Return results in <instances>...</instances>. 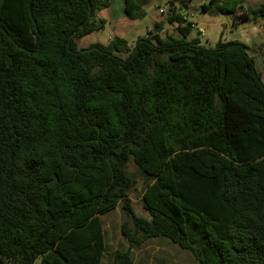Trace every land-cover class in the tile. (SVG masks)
Wrapping results in <instances>:
<instances>
[{
    "label": "trees",
    "instance_id": "trees-1",
    "mask_svg": "<svg viewBox=\"0 0 264 264\" xmlns=\"http://www.w3.org/2000/svg\"><path fill=\"white\" fill-rule=\"evenodd\" d=\"M245 2L203 10L264 21V0ZM108 4L0 0V264H103L101 216L118 207L129 248L113 264L159 237L199 264H264V82L249 47L188 40L195 24L171 3L180 38L156 23L133 46L79 49ZM140 8L126 0L129 19ZM131 161L149 218L129 198Z\"/></svg>",
    "mask_w": 264,
    "mask_h": 264
},
{
    "label": "rangeland",
    "instance_id": "rangeland-1",
    "mask_svg": "<svg viewBox=\"0 0 264 264\" xmlns=\"http://www.w3.org/2000/svg\"><path fill=\"white\" fill-rule=\"evenodd\" d=\"M152 1L154 2L151 8L154 11L163 7H171V3L169 2V0ZM201 1L202 0H198V2H196V5H192V8H186L182 3V7H180V10L186 18L190 17L188 19L189 21L199 22L198 24H195V30L193 34L200 39V45L205 48L214 49L216 48L218 41V39H216L218 28H210L206 25V23H213L217 21L218 16L212 12H205L203 10V7L200 5ZM205 1L208 4L210 0ZM262 1L263 0H246L245 7L257 8L262 3ZM188 3L189 2L186 1L185 4L188 5ZM167 16L168 15L164 16L165 23H167ZM221 17L228 18V16ZM235 20L237 21V19ZM252 22L253 21L250 20L246 23ZM254 26L255 25L252 24V27ZM115 28L116 26H111L109 23H106L104 28L91 39H98L103 44H109V42L112 40L109 39L110 36L114 32H117ZM176 31V29H173V32ZM202 31L205 32V36L201 35ZM168 32L169 31H167V33ZM76 43L78 45V42ZM256 49V46H254L253 48H249V54L252 57L255 56V52H257ZM256 58L258 71L262 74V79L264 80V60H261V58L263 57H261L260 54ZM128 171L132 172L135 175L136 179V182L129 193V198L131 200L133 210L137 216L149 218V214L145 211L142 204L143 194L145 192V184L143 182V179L139 176L137 166L134 164L133 161L129 163ZM126 218L127 217L125 216L120 207H118L111 213L101 216V219L103 221L104 238L106 243V251L103 259V264H113L115 252L117 250H127L129 248V244L124 239L121 232L122 223L125 221ZM131 251L133 256V264H199V262L190 252L179 248L176 244L171 242V240L165 237L151 239L142 247L132 249ZM35 264H41V259H38Z\"/></svg>",
    "mask_w": 264,
    "mask_h": 264
},
{
    "label": "crops",
    "instance_id": "crops-1",
    "mask_svg": "<svg viewBox=\"0 0 264 264\" xmlns=\"http://www.w3.org/2000/svg\"><path fill=\"white\" fill-rule=\"evenodd\" d=\"M134 1L138 3L141 7L139 13L142 14V16L140 18L129 19L127 17L126 0H108L109 4L107 7H104L100 10H96L95 12L96 20L105 21V23H109L111 26H116L115 29L117 32H114L110 36L109 38L110 40L115 37H120L125 39L129 43V45L132 46L135 44L137 39L146 36L147 33L154 28V25L156 23L164 24L163 32H162L163 35L170 34L175 38L181 37L178 31L173 32V29L177 30L176 24L171 25L165 23L164 16L168 15L169 11L166 14H162L161 10L162 9L169 10V7H163L154 11L151 8L154 1L152 0H134ZM186 1L189 2L188 5L185 4ZM169 2L173 4V7L177 10L178 13L182 14L185 17V15L180 10V7H182V3L184 4V7L192 8L193 7L192 5H196L197 4L196 2H198V0H169ZM205 4H207V2L205 0H202L200 5L203 7ZM189 18L190 17H187L186 19L188 20ZM192 23L198 24L199 22L195 21ZM241 24L242 23H239L238 20L236 21L233 16H229L228 18L218 16L217 21L213 23H206V25L210 28L211 27L218 28L216 34V39H218V41L221 35H223L222 37L224 41L238 40L246 44L249 48L250 47L253 48L254 46H256L257 52H255L254 59L257 68L256 57L261 54V57H263L261 58V60L262 59L264 60V48L263 50L259 48L264 43V21H256V22L254 21L252 23H246V24L243 23L244 26ZM252 24H254L255 26L252 27ZM194 30H195V25L191 34L187 38L188 40L198 38L193 34ZM167 31L169 32L167 33ZM98 33L99 32L93 33L81 40H78L77 47L79 49L88 48L89 46L97 43H100L104 46L109 45V44L101 43L98 39L95 40L91 39L92 37L96 36ZM231 37H236V38H231Z\"/></svg>",
    "mask_w": 264,
    "mask_h": 264
},
{
    "label": "built area",
    "instance_id": "built-area-1",
    "mask_svg": "<svg viewBox=\"0 0 264 264\" xmlns=\"http://www.w3.org/2000/svg\"><path fill=\"white\" fill-rule=\"evenodd\" d=\"M168 11H169L168 9H162V10H161V13H162V14H166ZM201 35H202V36H205V32L202 31V32H201Z\"/></svg>",
    "mask_w": 264,
    "mask_h": 264
},
{
    "label": "water",
    "instance_id": "water-1",
    "mask_svg": "<svg viewBox=\"0 0 264 264\" xmlns=\"http://www.w3.org/2000/svg\"><path fill=\"white\" fill-rule=\"evenodd\" d=\"M90 16H91V13H90Z\"/></svg>",
    "mask_w": 264,
    "mask_h": 264
}]
</instances>
